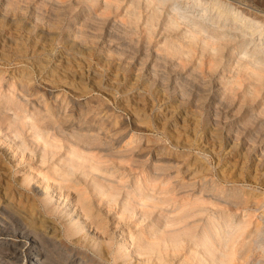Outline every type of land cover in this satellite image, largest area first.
Here are the masks:
<instances>
[{
    "label": "rangeland",
    "instance_id": "obj_1",
    "mask_svg": "<svg viewBox=\"0 0 264 264\" xmlns=\"http://www.w3.org/2000/svg\"><path fill=\"white\" fill-rule=\"evenodd\" d=\"M49 1L59 2L58 10ZM105 1L98 0L91 12V16L96 17L89 19L84 7L86 0H24L19 3L24 11L17 12L9 8L7 0H0V107L15 117L13 103L20 97L22 101L27 98H23L17 88L9 87V83L23 79L24 75L32 89L38 90L29 99L32 105L26 107L28 114L34 105L55 102L67 108L72 100L78 101L87 117L96 121L94 131L99 128L95 133L101 134L99 137L112 153L127 148V143L116 144L123 136H126L125 141L133 142L132 147L141 146L144 150L140 159L147 168L144 174L142 170H133L130 162L105 157L104 153L98 155L102 166L95 174L135 184L144 181L148 173L162 172V182L149 187L146 193L159 198L166 195L171 202L153 209L150 202L135 198L129 211H125L127 202L123 192L115 199L97 195L93 192L91 177L84 178L82 171H79L82 186L75 188L66 181L71 157L69 144L61 143L62 148L55 154L44 155L41 148L32 143L28 129L22 134L5 122L0 125V238L9 247L19 250L20 260L16 264H33L26 247H21L33 239L43 254L47 252L52 256L55 264H82L85 253L92 259L89 246L66 237L60 216L43 211V197L38 191L48 182L53 188L68 190L74 202L80 191L87 190L98 215L97 221L107 226L109 234H115L116 241L122 238L120 233L123 234L131 252L135 240L153 241L163 229V224L158 223L163 216L173 217L176 214L171 212L175 208L189 205L199 197L198 193H184L187 189L160 194L162 189L172 190L174 182L178 181L180 185H193L197 190L206 184L208 200L210 196H222L226 200L237 194L236 203L240 205L237 209L225 205L213 207L210 201L204 206L214 212H225L231 217L232 226L244 229L236 244L240 252L255 239L258 226L264 232V81L260 91L252 95L248 90L258 83L243 72L235 90L226 93L228 98L221 110V122L214 125L215 102L212 98L207 100V95L225 92L226 84L240 68L238 58L229 61L227 68V59L223 60L216 70L206 63L199 65L197 61L182 63L177 57L162 58L158 47L163 41L157 36L148 48L147 38L135 44L139 56L132 59L125 26V4L119 10L108 11L103 6ZM219 1L263 25L259 37L256 35L241 46L239 43L231 45L232 48L239 45L236 55L246 58L257 46L264 45V0ZM244 52L248 55L244 56ZM160 167L162 170L157 171ZM111 173L115 176L111 177ZM25 174L34 177L28 186L21 183ZM146 185L144 182L143 186ZM41 215L51 221L48 226L51 231L34 230L32 219L38 220ZM91 231L100 233L96 226H92ZM23 235L29 237L28 242ZM203 243L196 239L182 243L177 252L170 247L162 253L166 255L167 264H195L200 259L208 262L206 250L201 249ZM114 262L97 257L88 264ZM135 262L134 259L132 263Z\"/></svg>",
    "mask_w": 264,
    "mask_h": 264
},
{
    "label": "bare ground",
    "instance_id": "obj_2",
    "mask_svg": "<svg viewBox=\"0 0 264 264\" xmlns=\"http://www.w3.org/2000/svg\"><path fill=\"white\" fill-rule=\"evenodd\" d=\"M23 1L24 0H7V3L9 8L17 12L24 11V8L19 6V3ZM86 1H88V3L86 2L84 4L87 10L86 16H90L89 19L96 17L94 14L91 16V12L93 7L98 4V0ZM49 4L53 5V7L55 6L54 9L58 10L59 2L54 3V1H49ZM122 4H125V26L129 36V46L132 49L129 51V55L132 59H135L138 55L134 48L135 44L139 45L147 38L145 42H147L148 48L152 44L150 41L157 36H161L163 41L162 46L158 47V52L160 53H158L159 57L162 55V58L177 57L182 63L197 61L199 65L206 63L212 70H216L225 59H227L225 61V68H227L229 67V61L233 58H238L240 68L237 74H234L232 80L226 84L225 92L217 91L214 95H210L211 93L207 95V100L212 98L214 99L213 102H215L212 114L214 125H218L221 122V110L228 98L226 93L235 90V85H239V78H241L240 75H243V72L253 77L255 84L258 83L254 85L253 89L251 88L248 90L250 94L255 95L260 91L261 83L264 81V56L262 55L264 54V45L260 48H257V46L250 55L244 52V56L248 55L246 58H241L236 55L244 42L253 39L256 35L259 37V34L262 33L263 25L260 22L245 16L234 7H231L232 5H225L219 0H106L103 6L104 9L108 11L113 8L119 10ZM56 21L57 23L59 22V20ZM137 34L141 35V37L135 38ZM233 43H239L240 46L238 45L232 48L231 45ZM22 77L23 79L19 81H11L9 87L17 88V91L23 95V98H27V100L22 101L20 97V100L13 103L15 112L14 118L9 116V114L0 107V125L8 122L11 128H14L22 134H25L26 129H28L32 136V143L36 147H40L44 155L50 153L55 154L58 149L62 148L63 145H61V143L69 144L71 157L69 158V179L67 178L66 181H70L75 188H80L82 186V175H79V171H82L84 178L91 177L92 189L97 195L115 199L123 192L127 202L124 206L125 211H129L134 204L135 198L140 201L150 202L153 209L171 202V199L166 197V195L163 198H159L146 193L149 187L162 182V176L164 175L162 172V174L160 172L148 173L146 178L144 177V181L135 184H126L122 183V180L116 179L113 181L106 177L96 175L95 172L101 171L102 166L100 162L101 158L98 156L101 155L100 153H104L105 157L108 158L130 162V165H133L131 166L133 170H142L144 174L146 172L144 169L147 168L146 165L140 161L143 157L144 150L141 146L132 147L133 142L129 139V141H125L126 136H123L117 140L116 144L120 145L123 142L127 143V148L112 153L109 146L106 145L107 143H103L104 141L99 137L101 134L95 133L96 130L99 131V128L94 131V124H96V121L93 118L87 117L82 111L84 107L76 103L78 101L75 102L72 100L71 106L67 108L61 107L55 102L54 104L47 102L45 106L34 105L32 112L28 114L26 107L32 105L29 99L33 94H36L38 90L32 89L26 79L28 78L27 76L24 75ZM1 82L2 80L0 79V85ZM46 98L48 99V97ZM26 119H30L31 122L28 123ZM185 149L186 148H184V150ZM188 152L191 151L188 150ZM159 170H162L161 167L157 168V171ZM110 176L113 177L115 174L111 173ZM33 179L34 177H29L25 174L21 183L28 186ZM144 182L147 183L145 187L143 186ZM43 187L44 189L41 192L38 191L39 195L43 197L41 200L43 211L46 214H57L60 216L64 222L66 237L71 239L76 238L74 240L75 243L86 244L92 249H90V252L94 258L92 257V259H89L88 253H85L83 256L85 259H82V264H88V262L93 261L97 257H100L101 261L105 260L108 262H111L112 259L115 261L114 264H167L165 261L166 255H164L162 251L166 252L170 247H173L174 252H177L179 251L177 247L181 246L182 243L194 241L196 239H200L204 242L201 249L206 250L205 256L209 260L208 262L202 261L201 259L196 260L195 264H233L235 262L238 264H264V232L261 230L260 226L257 227L258 231L256 232L255 239L239 252L236 244L238 238L242 236L244 229L238 226H232L230 224L231 217L225 212H214L213 209L204 206L210 201L209 203H212L213 207L217 205H222L223 207V205H225L226 207L231 206L233 209H237L240 206L236 203L237 194L234 195L235 198L231 197L226 200L222 199V196H210L208 200L209 196H205V192H207L209 186L206 184H202L197 190L193 185L184 186L180 185L178 181L174 182V188H172V190L164 191L162 189L160 194L163 192L164 194H174L179 189H187L184 193L191 192L194 193V195L198 193L199 197L197 196L198 198L189 205H181L175 208L171 212L176 214L173 217L163 216L158 221V223L163 224V229L157 234L153 241L135 240L133 242L134 250L130 252V247L127 245L123 234L120 233L122 238L116 241L117 237L115 234H109L107 226H101L100 222L97 221L98 215L94 212V208L88 199L87 190H83V192L80 191L78 200L74 202L70 199L71 193L64 188H53L48 182L44 184ZM205 197H207V199ZM32 224L36 232L51 231V229L48 228V226L51 225V221H49L46 216L41 215L38 220L33 217ZM92 226H96V228L100 230V233L98 231V233H93V231H91ZM13 233L14 232H12V234ZM54 233L57 232L54 231ZM24 238L26 241L29 239V237L25 236ZM3 245H6V247H2ZM21 247H26V250L30 253L28 255L29 258L33 259V264H55L51 255H48L47 252L44 254L42 253L38 242L34 239L26 243V245H21ZM134 259L136 262L132 263ZM19 260V250L16 249V247H9V244L3 242L0 238V263L16 264ZM186 260L188 261L189 258H186Z\"/></svg>",
    "mask_w": 264,
    "mask_h": 264
}]
</instances>
